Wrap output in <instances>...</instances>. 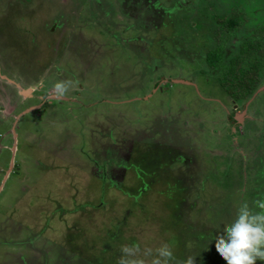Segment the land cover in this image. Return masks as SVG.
Listing matches in <instances>:
<instances>
[{"label": "rangeland", "instance_id": "obj_1", "mask_svg": "<svg viewBox=\"0 0 264 264\" xmlns=\"http://www.w3.org/2000/svg\"><path fill=\"white\" fill-rule=\"evenodd\" d=\"M161 1L189 6V33L215 40L213 14L234 10L264 47V0ZM100 3L0 0V264H117L122 245L163 243L178 261L226 264L216 236L264 199V66L252 99H234L223 64L204 73L217 65L203 61V36L172 30L178 48L161 56L148 13ZM61 80L74 82L67 100L53 98Z\"/></svg>", "mask_w": 264, "mask_h": 264}, {"label": "trees", "instance_id": "obj_2", "mask_svg": "<svg viewBox=\"0 0 264 264\" xmlns=\"http://www.w3.org/2000/svg\"><path fill=\"white\" fill-rule=\"evenodd\" d=\"M100 2L101 0H93V3H97L101 8L102 4ZM129 2H125V4L129 5L130 4ZM161 2H162L161 0H136V4L137 6H139V8L136 9L135 11H137V13L138 12L148 13L149 15L147 17L148 18L147 24H152L155 27V30L158 29L161 32V37L163 35L161 39L157 37L158 41H151L152 38L148 40L150 44L160 43L159 54L163 56V55L171 54L173 50L176 51L178 48L177 45L178 36L172 39L173 38V35H171L172 30L174 31L184 30L185 36L187 38L190 37V39L192 40H194L193 38H195L196 35L195 33L194 34L189 33V30L191 31L193 29V24L191 20L187 21L189 19L187 17L189 11L186 10L190 9L189 6L180 2V3H175L173 8H168L164 4H161ZM102 11H104V13H109V9H104ZM228 12L229 10L223 13L222 15H218L217 13L213 14L214 19L213 20L211 19V21L214 22V20H217L220 21L221 24L219 26V29L221 27L220 34L218 35V37H215L216 40L214 39L213 36L210 37L208 35L205 36L203 34H200V36H203L205 41L202 43V46L207 47L208 46L207 42L209 43L210 46V48L206 52L203 61H205V63H208L211 67L213 64L217 65V67L215 66L216 68L215 67L208 68V70L206 71L202 70L203 68H200L199 71H203V72L205 71L204 73L208 74L209 72V74L214 73L213 75H217V73L220 72V70L218 69L221 68L219 67L220 65H218L217 63L220 62L221 64L224 65L225 73L228 76L227 79H223L221 81L223 87L232 95L234 99L236 98V96L237 98L242 96L246 100L253 94V92L256 90L258 86L261 76L260 71L264 66V47H262L261 41L257 40L256 37H254L253 35L252 37H245L243 35L244 33L239 32L240 31L239 28L240 26L243 25V23L241 24L240 20L237 17H242V15H236V13H234V10L232 12L233 14ZM126 16H128V13H126ZM128 17H132V16H128ZM162 17H164L165 19L159 20V18ZM169 17H174L175 19L179 20L180 27H175V26L173 27L171 23L169 22L167 23L166 18ZM177 20L175 21L178 22ZM205 21H206L205 19H202L203 23ZM176 22L174 23L177 24ZM182 23H184L183 27H181ZM203 23H201V25L204 26ZM186 24H188L190 29H188L187 26L185 27ZM139 26L145 29L143 24H139ZM211 28L213 31L218 32V30H216L214 27ZM136 29L135 27L132 28V30H136ZM186 33L189 35V37L187 36ZM140 38L145 39L146 37L140 35ZM198 62L199 61L196 60L195 63ZM229 118L234 120L232 116H229ZM97 164H98L97 168L95 169L102 170L103 168L102 162L99 161ZM108 179L110 178L108 177ZM145 183L146 182L144 181L143 182L144 186ZM142 190L145 191V189ZM139 193L141 194L142 191H140ZM137 197L140 198L139 195H137Z\"/></svg>", "mask_w": 264, "mask_h": 264}, {"label": "clouds", "instance_id": "obj_3", "mask_svg": "<svg viewBox=\"0 0 264 264\" xmlns=\"http://www.w3.org/2000/svg\"><path fill=\"white\" fill-rule=\"evenodd\" d=\"M74 86L71 80H61L53 86V98L63 99ZM259 211L242 204L236 218L215 238V250L226 264H264V199L255 201ZM117 264H195V257L178 261L172 246L163 243L154 252L141 250L138 244L122 245ZM150 258V259H146Z\"/></svg>", "mask_w": 264, "mask_h": 264}, {"label": "flooded vegetation", "instance_id": "obj_4", "mask_svg": "<svg viewBox=\"0 0 264 264\" xmlns=\"http://www.w3.org/2000/svg\"><path fill=\"white\" fill-rule=\"evenodd\" d=\"M87 1V0H86ZM89 1H92V0H88V2ZM130 0H122V1H120L121 3L119 4V7H120V10L123 12V13H128V16H134V14L136 13V14H138L137 13V11H135L136 9H138L139 8V6H137V4H136V0H131L130 2H129ZM125 2H129L130 4L129 5H127V4H125ZM92 3V2H91ZM92 7V4L90 5V6H88V8L90 9ZM91 10H92V8H91ZM104 14H106V15H109L110 13H104ZM139 15V14H138ZM138 16L136 15L135 16V18H134V21L135 22H139V20H138V18H137ZM129 18H131V17H128V19ZM200 21H202V20H200ZM62 25V23H58V24H55V25H52L53 27H58V25ZM137 26V25H136ZM135 26V27H136ZM212 27V26H211ZM128 28H134V24H132L131 23V25L130 26H128L127 25V27L125 28L126 30L128 29ZM125 29H123L122 31H124ZM195 35L196 36H198V35H200V33L199 32H196L195 33ZM140 38V36H135V37H132V40H138ZM130 48H133V45H131L130 46ZM166 79V78H165ZM179 79V78H178ZM183 80V79H182ZM6 83H10L8 80L7 81H5ZM11 84V83H10ZM12 86H14L15 87V89L17 88V89H19V90H21L20 88H18L17 86H16V83H14V82H12V84H11ZM257 89V88H256ZM257 91V90H256ZM256 91H254L253 92V94L251 95L252 97H253V95H254V93L256 92ZM14 96H16V94H14ZM18 96V95H17ZM43 96L44 97H46V95L43 93ZM27 97V96H26ZM252 97H250V99H252ZM27 99H29V97H27ZM42 99V98H41ZM63 99H65V100H67L68 99V96L66 95ZM42 101H43V99H42ZM249 101V100H248ZM46 103V102H45ZM237 103V102H236ZM242 104H244V102L242 103ZM17 105V104H16ZM15 105V106H16ZM248 105V103L246 104V106ZM14 105H13V107H15ZM40 109V108H39ZM39 109H36L35 111H38ZM27 113H30V114H34V110H30V111H28ZM22 114V113H21ZM21 114H19V116L17 117V118H15V120L13 121V123L10 125V128H9V130H8V132H7V136H8V139L7 140H11V145L9 146V147H7L9 150H12V147H13V145H14V141H15V144L17 143V136H18V132H17V128L20 126V123H21V120L23 119V117L26 115V113L24 114V115H21ZM233 114H229V116H232ZM10 115H8V117H9ZM2 117V120H0L1 122L3 121V119H4V117L5 116H1ZM6 118V117H5ZM233 121L234 122H239L238 120H237V118H235V116H233ZM167 126V125H166ZM165 126V127H166ZM246 127V126H245ZM167 128H168V126H167ZM108 160V162L109 161H113L114 159H112V160H109V158H108V156H107V154H106V156H105V158H104V160H102V161H100V162H106ZM185 160L187 161V163H188V159L187 158H185ZM97 163L98 162H94V165H96L97 166ZM13 165H14V163H13ZM93 169V168H92ZM93 170H95V169H93ZM108 172V170L103 174V172H102V176L101 175H99L101 178H103V179H105V180H109L108 179V177H109V174L107 173ZM183 173H184V171H183ZM110 178V177H109Z\"/></svg>", "mask_w": 264, "mask_h": 264}, {"label": "water", "instance_id": "obj_5", "mask_svg": "<svg viewBox=\"0 0 264 264\" xmlns=\"http://www.w3.org/2000/svg\"><path fill=\"white\" fill-rule=\"evenodd\" d=\"M175 81H178V80H175Z\"/></svg>", "mask_w": 264, "mask_h": 264}]
</instances>
